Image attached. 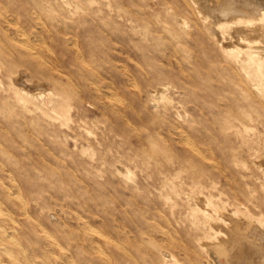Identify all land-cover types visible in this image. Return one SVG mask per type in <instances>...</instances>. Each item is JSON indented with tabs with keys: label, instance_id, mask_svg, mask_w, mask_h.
I'll return each mask as SVG.
<instances>
[{
	"label": "rangeland",
	"instance_id": "1",
	"mask_svg": "<svg viewBox=\"0 0 264 264\" xmlns=\"http://www.w3.org/2000/svg\"><path fill=\"white\" fill-rule=\"evenodd\" d=\"M24 1L0 0V19L2 18L0 27L3 30V32L0 30V43L3 40L2 45L6 47L1 48L2 45L0 46L2 57H0V138L2 137L3 141L7 139L4 141L7 144L5 146L3 141L0 142V185L2 184L0 186V195L2 194L0 196V208L2 212L12 217L11 224L17 231H14L12 239L17 238L14 239L16 242L20 239L18 242H20V248L24 252L25 250L26 252L35 250L34 253L32 252L35 254L34 257L45 259L48 258L49 254L58 255L56 250H46L45 241L42 242V239L37 237V230L42 227L53 236L55 235L54 237L58 239L61 247H66L68 258L72 264L73 262L74 264H88V262L89 264H100L101 262L98 263L95 260L96 252L90 248L97 243L102 245L104 239L98 238V236L90 237V239L86 234L89 233L86 232V229L91 226L90 229L98 230V233L101 235L103 233L102 236L108 239V243L105 242V244L114 242L120 247L105 246L103 243L102 248L107 247L103 251L107 254L110 251L108 255L111 263L118 264L117 261L122 264L131 263L130 259L127 258L130 254L134 259L132 262L135 261L131 264L137 262V264H142L141 262L144 260L138 261L139 258L135 252L134 254L131 252L137 249L144 251L147 249L148 255L151 254V250L144 245V249L142 245L139 247L141 239L144 237L145 241L154 240L156 242L157 240V242H161V234L158 235L155 230H165L166 228L168 234L172 233L170 238L173 244L178 243L173 248L179 255L188 251L190 258L194 259L193 257H195L199 262L201 261V264H204L202 260L206 257L205 252L202 251L201 253L192 244L199 231L193 225L192 218L189 217L190 207L203 206V197L210 195L215 202H225L226 209H222L225 212L229 213L232 210V203L237 199V201L242 202L240 204L242 209L249 208L255 213L261 211L264 215V162L262 161L264 160V105L260 104V99L255 97L256 92L253 88L250 90L244 87L237 89V86L234 85L236 77L233 76L232 65L225 60L223 51L221 52L219 36L217 37L216 34L210 32L207 26L209 22L202 19L200 16L202 13L197 11V5L193 0ZM225 1L231 5L237 3L236 0ZM250 1L254 5L264 3V0ZM222 4L225 5L226 3ZM29 6H33L34 9ZM9 8L15 11L12 10L11 12ZM43 8L47 10H43ZM3 11L6 13H2ZM67 11H69L68 14L70 13L69 16ZM42 14L43 16H41ZM206 14L212 20L216 17L212 16L210 12ZM3 16L8 20L6 21ZM32 18L33 20H30L29 23V19ZM43 18L47 23L44 22ZM52 18L53 20H51ZM182 18L185 21L184 26L179 25ZM22 23L28 25L23 24L25 26L22 27ZM61 23L63 25L59 26ZM15 27L21 29L16 30ZM228 27L223 29L225 39L229 33ZM4 28H7L6 31ZM37 29L38 32H36ZM10 31L12 32L10 33L12 35L11 40ZM46 31L48 32L44 36ZM13 32H16L18 38L23 39L16 38ZM36 33H41L44 37ZM5 36H8L12 43L7 42L8 38L6 39ZM33 38L37 40H33ZM16 39L19 41L17 44L21 45V40H23L26 43L25 47H27L13 45L16 43ZM28 42L29 44H27ZM9 45L13 48L9 49ZM33 45L38 49L35 50ZM7 48L11 50L10 53ZM27 48L35 52H31ZM23 49L27 52L22 51ZM40 49H42L41 53L39 52ZM21 51L24 55L21 54ZM42 53L44 58L47 53L49 57L47 56L44 60ZM11 54L15 56L9 57ZM99 65H102V69ZM90 69L93 71L90 72ZM108 70L111 72L109 73ZM84 71L87 72L88 76H84ZM238 72L242 73L240 70ZM95 73L98 74L95 75ZM81 76L84 80L80 79ZM89 81L93 82L90 83ZM70 82L74 84L70 85ZM111 82L113 83L111 84ZM133 82L136 85H133ZM107 84L111 85L107 86ZM38 85L39 87H37ZM249 85L252 84L249 83ZM42 87L45 89L42 90ZM93 87L96 88L93 89ZM160 87H166V89L158 92V94L155 93L154 90ZM15 89L25 93L29 91V93L37 94L33 98L34 102L23 104L21 101L15 100ZM70 90L71 92H68ZM107 90L109 93H106ZM134 92L139 95L135 96ZM102 93H105L107 97ZM180 93L182 95H179ZM100 95L101 97H99ZM62 96L66 97L69 103L67 115L69 119L67 120L57 111L51 110L54 102ZM119 96L121 98L118 99ZM118 101L119 104H117ZM11 104L13 108H11ZM2 106L4 109H1ZM100 106L102 108H98ZM120 109L122 110L118 111ZM231 123L247 125V130L243 135L250 140L245 145L233 133ZM167 128L169 129L167 130ZM176 131L188 133L189 141L193 142L196 148L199 147L198 149H201L204 156L198 157L194 153H190L185 147V143L178 140L179 137L176 135L178 132ZM20 138H22V143ZM12 140L16 142L11 143ZM154 146L160 147L165 154L152 153L151 150ZM254 149L256 150L252 153ZM210 150L212 152H209ZM208 155L210 160L207 159L209 158ZM119 168L125 169L120 170ZM125 170H129L128 174L125 173ZM166 180L168 184L172 182L180 187L179 195L163 185ZM11 185L14 186L13 191ZM5 188L7 189L4 190ZM67 188H69L68 191H71L68 192ZM3 191L6 195L9 193L8 197L2 193ZM3 196L7 202L12 197L13 199L16 198L10 200L8 204L6 203L9 209L4 203L6 200ZM184 196V199L181 198ZM186 196H188V200L182 201L186 199ZM199 197H202V200ZM86 207L91 211L87 208L88 212ZM71 217H75V219ZM26 218H30V220ZM15 219L20 221L17 220V222ZM164 219L165 222H163ZM94 220L92 225L91 222ZM99 220L101 221L99 222ZM29 221H32V224H28ZM1 222L2 224L5 223L4 226L8 225L7 221L0 216ZM83 222L86 224L84 225ZM28 226L34 227L30 228L34 229V232H29ZM150 226L154 228L151 229ZM18 229L24 231L19 233ZM132 229L133 233L130 231ZM25 230L28 231V235L24 233ZM66 230L67 232H65ZM68 231L72 233L70 234L72 236L69 235ZM77 231L78 233H76ZM153 231L156 233H152ZM138 232L144 233L145 236L143 234H141L142 238L139 235L136 236L139 234ZM109 233L111 234L109 235ZM21 234H25L24 237ZM73 234L77 239L74 238ZM112 234H115V238L111 236ZM66 235H68V239H66ZM28 236L32 237V239L30 238L32 241ZM116 236L118 240L121 239V236L122 239L118 242ZM27 237L28 240H25ZM4 238L5 236L2 239ZM126 240L133 244L131 243L129 247ZM66 242L70 244H66ZM79 246L81 247L79 248ZM183 246H185L184 250ZM25 247L26 249H24ZM99 247L101 248V246ZM82 248L85 249H83L84 252L79 250ZM39 249L40 251H38ZM90 250L92 251L90 252ZM196 250L198 253H195ZM138 252L136 251L137 254ZM210 255L209 258L214 260L212 254ZM0 257L6 259L3 254ZM149 258L146 257V264L150 262L151 259ZM211 264L216 263L211 262Z\"/></svg>",
	"mask_w": 264,
	"mask_h": 264
},
{
	"label": "bare ground",
	"instance_id": "2",
	"mask_svg": "<svg viewBox=\"0 0 264 264\" xmlns=\"http://www.w3.org/2000/svg\"><path fill=\"white\" fill-rule=\"evenodd\" d=\"M19 1V0H18ZM26 1V0H25ZM24 1V2H25ZM48 1V0H47ZM46 1V2H47ZM54 2H55V0H54ZM193 2H195L196 3V5H197V8H198V12L199 13H202L200 16L202 17V19L204 20V21H208L209 22V24L207 25L208 26V28H209V30H210V32H213L214 34H216L217 35V37H218V41H220V44H221V47H222V50H221V52L223 51V54H224V57H225V60L226 61H228L229 63H230V65H232L231 66V68H232V70H233V72H234V77H236V81H235V86H237V89H243L242 87H244L245 89H248V90H250L251 88H253L254 90H255V97H257V99L259 100L260 99V104H262V105H264V3H261V4H258V5H254V4H252V1H250V0H236V2L237 3H235V5L233 4V5H231V4H229V2L227 1H222V0H193ZM235 2V1H234ZM9 3V2H8ZM8 3H5V4H8ZM27 3V2H26ZM48 3V2H47ZM221 3H226L225 5H221ZM4 4V5H5ZM29 4V3H28ZM256 4V3H255ZM8 6V5H7ZM6 6V7H7ZM51 6V5H50ZM187 6H189V5H187ZM1 7V6H0ZM29 7H31V8H33V6H29ZM5 8V7H4ZM30 8V9H31ZM53 8V7H52ZM60 8H62V7H60ZM131 8V7H130ZM193 8V7H192ZM192 8H190L191 10H193ZM7 9V8H6ZM10 9V8H9ZM29 9V10H30ZM34 9V8H33ZM59 9V8H58ZM63 9V8H62ZM119 9V8H118ZM196 9V8H195ZM11 10V12H12V8L10 9ZM28 10V9H27ZM43 10H47V9H44L43 8ZM53 10V9H52ZM64 10V9H63ZM134 10V9H133ZM179 10V9H178ZM13 11H15V10H13ZM41 11V10H40ZM39 11V12H40ZM50 11H51V9H50ZM54 11H55V7H54ZM83 11V10H82ZM139 11V10H138ZM34 12V11H33ZM43 12V11H42ZM44 12H46V11H44ZM52 12V11H51ZM59 12H60V10H59ZM68 12L69 11H67V15L69 16V14H68ZM207 12H210V14L213 16L214 15V19L212 20L211 18L209 19V17H207ZM1 13V12H0ZM2 13H6V11L4 12H2ZM31 13V12H30ZM41 13V12H40ZM159 13V12H158ZM194 13V12H193ZM17 14V13H16ZM43 14H45V13H43ZM43 14L41 15V16H43ZM110 14V13H109ZM196 14V13H195ZM1 15H3V14H1ZM5 15V14H4ZM72 15V14H71ZM70 15V16H71ZM8 16H9V13H8ZM12 16V15H11ZM15 16V15H14ZM23 16V15H22ZM40 16V17H41ZM157 16V15H156ZM2 17V16H1ZM4 17V16H3ZM13 17V16H12ZM48 17H50V16H48ZM34 18H35V16H34ZM37 18H39V15H37ZM55 18V17H54ZM2 19V18H1ZM0 19V20H1ZM4 19H5V17H4ZM12 19V18H11ZM13 19H14V17H13ZM58 19V18H57ZM192 19V18H191ZM6 20V19H5ZM8 20V19H7ZM6 20V21H7ZM23 20H25V19H23ZM30 20H33V18L32 19H29V23H30ZM43 20H45L44 18H43ZM51 20H53V18L51 19ZM51 20H49V21H51ZM56 20V19H55ZM26 21H27V19H26ZM25 21V22H26ZM40 21V20H39ZM38 21V22H39ZM60 21V20H59ZM3 22V21H2ZM2 22H1V24H2ZM21 22V21H20ZM33 22H35V21H33ZM37 22V21H36ZM45 23H47V21L45 20L44 21ZM52 22V21H51ZM50 23V22H49ZM54 23V22H53ZM20 24V23H19ZM23 24H26V23H22L21 25H22V27H24L23 26ZM35 24V23H34ZM41 24V23H40ZM71 24V23H70ZM70 24H68V25H70ZM72 24H73V21H72ZM156 24V23H155ZM17 25V24H16ZM26 25H28V24H26ZM36 25V24H35ZM49 25V24H48ZM47 25V26H48ZM53 25V24H52ZM55 25H56V22H55ZM63 24L61 23L59 26H62ZM179 25L180 26H184L185 25V21L183 20V18L180 20V22H179ZM193 25V24H192ZM2 26V25H1ZM17 26H19V25H17ZM40 26H42V24L40 25ZM66 26H67V24H66ZM70 26H72V25H70ZM69 26V27H70ZM74 26V25H73ZM124 26V25H123ZM204 26V25H203ZM202 26V27H203ZM228 27V31H229V33H228V36H226V39H225V37L223 36L224 35V27ZM233 26V27H232ZM3 27V26H2ZM7 27V26H6ZM68 27V26H67ZM75 27V26H74ZM10 28V27H9ZM36 28V27H35ZM46 28V27H45ZM44 28V29H45ZM50 28H51V23H50ZM49 28V29H50ZM58 28V27H57ZM64 28H65V26H64ZM191 28V27H190ZM204 28V27H203ZM5 29V31H6V29L7 28H4ZM14 29V28H13ZM15 29L17 30V29H21V28H18V27H15ZM43 29V30H44ZM61 29V28H60ZM0 30H1V27H0ZM10 30V29H9ZM24 30L26 31V29L24 28ZM42 30V31H43ZM46 30V29H45ZM51 30V29H50ZM49 30V31H50ZM56 30V29H55ZM71 30V29H70ZM219 30V31H218ZM2 32H3V30H1ZM19 31V30H18ZM17 31V32H18ZM28 31V30H27ZM52 31H54L53 29H52ZM62 31V30H61ZM60 31V32H61ZM63 31H64V29H63ZM75 31V30H74ZM189 31V30H188ZM30 32V31H29ZM36 32H38V29H37V31ZM47 32L48 31H46V33L44 34V36L47 34ZM51 32V31H50ZM219 32H220V34H219ZM6 33V32H5ZM10 33H12L11 31L9 32V34ZM14 33V32H13ZM16 33V32H15ZM14 33V34H15ZM54 33V32H53ZM52 33V35H54ZM65 33V32H64ZM71 34L73 33V31L72 32H70ZM136 33V32H135ZM134 33V34H135ZM190 33V32H189ZM4 34V33H3ZM13 34V35H14ZM25 34V33H24ZM37 34V33H36ZM38 34H41V33H38ZM37 34V35H38ZM61 34H63V33H61ZM192 34V33H191ZM11 35V34H10ZM20 35V34H19ZM23 35V34H22ZM42 35V34H41ZM40 35V36H41ZM9 36V35H8ZM6 37V39L8 40H6L7 42H10V43H12L11 41H9V37ZM27 37H28V35H26ZM29 36H30V33H29ZM43 36V35H42ZM43 36V37H44ZM49 36V35H48ZM55 36V35H54ZM15 37L16 38H18V36H16V34H15ZM14 37V38H15ZM39 37V36H38ZM47 37V36H46ZM52 37V36H51ZM71 37V36H70ZM69 37V39H71ZM73 38H74V36H72ZM11 38H12V35H11V37H10V40H11ZM49 38H50V36H49ZM53 38V37H52ZM163 38H164V36H163ZM212 38V37H211ZM2 39V38H1ZM4 39V38H3ZM19 40L20 39H23V38H18ZM18 39H16V40H14V41H16V43L15 44H13V45H18V46H24L25 47V44L26 43H24L23 42V40H21V45H19V44H17V42H19L18 41ZM41 40H42V38H40ZM44 39V38H43ZM54 39H55V37H54ZM61 39H62V37H61ZM28 40V39H27ZM33 40H37V39H34L33 38ZM63 40V39H62ZM74 40V39H73ZM73 40H72V42H73ZM144 40V39H143ZM3 41V40H2ZM2 41H1V43H0V46L2 45ZM5 41V40H4ZM31 42H32V40H30ZM29 41V42H30ZM53 41V40H52ZM64 41V40H63ZM154 41V40H153ZM29 42L27 43V44H29ZM69 43H70V40L68 41ZM178 42H180V41H178ZM14 43V42H13ZM50 43V41L48 42V44ZM53 43V42H52ZM65 43H67V42H65ZM214 43V42H213ZM4 44V43H3ZM173 44V43H172ZM12 45V46H13ZM17 46V47H18ZM34 46V45H33ZM66 46V45H65ZM3 47H5V46H3L2 45V47L1 48H3ZM8 47V46H7ZM9 49H11V48H13V47H11L10 45H9ZM27 47V46H26ZM25 47V48H26ZM35 47V46H34ZM33 47V48H34ZM48 47H50V46H48ZM68 47V46H67ZM66 47V48H67ZM77 47V46H76ZM116 47V46H115ZM6 48V47H5ZM4 48V49H5ZM19 49H21L20 47H18ZM42 48V47H41ZM46 48H47V46H46ZM8 48H7V51L9 50ZM17 49V48H16ZM18 49V50H19ZM38 48L37 47H35V50H37ZM43 49V48H42ZM42 49H40L39 50V52L42 50ZM69 49V48H68ZM71 49V48H70ZM27 50H31V49H29V48H27ZM50 50V49H49ZM75 50V49H74ZM73 50V51H74ZM119 50V49H118ZM3 51V50H2ZM6 51V50H5ZM10 51L11 50H9V53H10ZM22 51H26V50H22ZM21 51V52H22ZM34 51V50H33ZM32 50H31V52H33ZM69 51V50H68ZM72 51V50H71ZM14 52V51H13ZM16 52H17V50H16ZM15 52V53H16ZM20 52V51H19ZM19 52H18V54H19ZM27 52V51H26ZM35 52V51H34ZM51 53H52V51H50ZM177 52H179V51H177ZM185 52H186V50H185ZM188 52V51H187ZM193 52V51H192ZM5 53V52H4ZM8 53V54H9ZM12 53V52H11ZM29 53V52H28ZM27 53V54H28ZM41 53V52H40ZM44 53V52H43ZM43 53L41 54L42 55V57L44 58V55H43ZM49 53V52H48ZM47 53V56L50 54H48ZM54 53V52H53ZM77 53H78V50H77ZM194 53V52H193ZM7 54V53H6ZM14 54V53H13ZM21 54H23V52L21 53ZM30 54V53H29ZM73 54V53H72ZM74 54H75V51H74ZM79 55H80V52L78 53ZM24 55V54H23ZM52 55V54H51ZM76 55V54H75ZM167 55H168V52H167ZM170 55H171V53H170ZM13 56H15V55H13ZM12 56V54H11V56H9V57H13ZM46 56V57H47ZM72 56V55H71ZM77 56V55H76ZM76 56H74V57H76ZM184 56H185V54H184ZM0 57H1V55H0ZM7 57H8V55H7ZM46 57L44 58V60L46 59ZM49 57V56H48ZM78 57V56H77ZM2 58V57H1ZM103 58V57H102ZM77 59V58H76ZM82 59V58H81ZM174 59H176V58H174ZM48 60H49V58H48ZM83 60V59H82ZM133 60V59H132ZM192 60V59H191ZM40 61V60H39ZM89 61V60H88ZM38 62V61H37ZM53 63L55 62V61H52ZM80 62H81V60H80ZM15 63V62H14ZM44 63V62H43ZM42 63V64H43ZM47 63V62H46ZM60 63V62H59ZM58 63V64H59ZM85 63V62H84ZM89 63V62H88ZM136 63V62H135ZM176 63H178V62H176ZM2 64V63H1ZM137 64V63H136ZM3 65V64H2ZM86 65H87V63H86ZM89 65V64H88ZM96 65V64H95ZM92 66H94V64H92ZM100 66V65H99ZM102 66V65H101ZM101 66H100V68H101ZM122 66V65H121ZM140 66V65H139ZM37 67V66H36ZM119 67V66H118ZM141 67V66H140ZM89 68V67H88ZM113 68V67H112ZM37 69V68H36ZM40 69V68H39ZM42 69V68H41ZM40 69V70H41ZM55 69V68H54ZM102 69V68H101ZM126 69V68H125ZM192 69V68H191ZM84 70V69H83ZM91 70L92 69H90V72H91ZM127 70V69H126ZM138 70V69H137ZM144 70V69H143ZM240 70L242 73H239L238 71ZM60 71V70H59ZM58 71V72H59ZM66 71V70H65ZM73 71V70H72ZM76 71V70H75ZM86 71V70H85ZM85 71H84V76L86 77V76H88L86 73H85ZM93 71V70H92ZM107 71V70H106ZM109 71V70H108ZM128 71V70H127ZM126 71V72H127ZM145 71V70H144ZM182 71H184V70H182ZM81 72V71H80ZM95 72V71H94ZM93 72V73H94ZM111 71H109V73H110ZM115 72V71H114ZM125 72V73H126ZM82 73V72H81ZM93 73H91V74H93ZM117 73V72H116ZM124 73V74H125ZM129 73V72H128ZM21 74V73H20ZM90 74V73H89ZM96 74H98V73H95V75ZM11 75H12V72H11ZM35 75H36V73H35ZM34 75V76H35ZM78 75V74H77ZM112 75V74H111ZM100 76V75H99ZM20 77V76H19ZM82 77V76H81ZM95 77V76H94ZM98 77V76H97ZM77 78V77H76ZM88 78V77H87ZM86 78V80H88ZM90 78H91V76H90ZM80 79H83V77L82 78H80ZM79 79V80H80ZM96 79V78H95ZM94 79V80H95ZM130 79V78H129ZM12 80V79H11ZM53 80V79H52ZM55 80V79H54ZM56 80H58V79H56ZM84 80V79H83ZM92 80V79H91ZM124 80H125V78H124ZM59 81V80H58ZM81 82H83L82 80H80ZM131 81V80H130ZM253 81V82H252ZM42 82V81H41ZM51 83H53L52 81H50ZM60 82V81H59ZM85 82V81H84ZM90 82V81H89ZM93 81H91L90 83H92ZM99 82V81H98ZM108 82H109V80H108ZM135 82V81H134ZM133 82V83H134ZM56 83H58L57 81H56ZM62 83V82H61ZM78 83H79V81H78ZM95 83H97L96 81H95ZM113 82H111V84H112ZM128 83H130L129 81H128ZM132 83V82H131ZM249 83H251L252 85H249ZM44 84H45V82H44ZM49 84V83H48ZM65 84V83H64ZM72 84H74V83H71L70 82V85H72ZM110 84V85H111ZM12 85V84H11ZM32 85H35V84H32ZM51 85V84H50ZM50 85H48V86H50ZM67 85H69V84H67ZM69 85V86H70ZM83 86V84H80V86ZM110 85H108L107 84V86H110ZM133 85H136L135 83L133 84ZM2 86V85H1ZM43 86V85H42ZM47 86V85H46ZM68 86V87H69ZM74 86V85H73ZM72 86V87H73ZM77 86V85H76ZM85 86V85H84ZM87 86H89V85H87ZM97 86V85H96ZM106 86V87H107ZM37 87H39V85L37 86ZM36 87V88H37ZM71 87V88H72ZM104 87V86H103ZM105 87V88H106ZM7 88H9V87H7ZM14 88V87H13ZM35 88V89H36ZM78 88H80V87H78ZM96 88V87H95ZM94 87H93V89H95ZM109 88V87H108ZM112 88H113V85H112ZM112 88H109V89H112ZM39 89V88H38ZM42 90L43 89H45V88H41ZM70 89V88H69ZM89 90L91 89V88H88ZM102 89V88H101ZM134 89L136 90V88L134 87ZM166 89V87H160V88H158L157 90H154V92L155 93H157L158 94V92L160 93V91H162V90H165ZM22 90H23V88H22ZM22 90H18V89H15L14 90V94H15V97H16V99L15 100H18V101H21L23 104H25V103H30V102H34V97H36V95L34 94V93H29V91L27 92V93H25V92H23ZM31 90V89H30ZM32 90H33V88H32ZM79 90V89H78ZM98 90H99V87H98ZM114 90H116L115 88H114ZM113 90V91H114ZM34 91V90H33ZM103 91H105V90H103ZM232 91H233V89H232ZM35 92V91H34ZM68 92H71V90L70 91H68ZM100 92V91H99ZM111 92V91H110ZM137 92V91H136ZM136 92H134L135 93V96L137 95L136 94ZM78 93V92H77ZM94 93H96V92H94ZM101 93V92H100ZM106 93H109V91L107 90L106 91ZM139 93V92H138ZM153 93V92H152ZM43 94V93H42ZM64 94V93H63ZM66 94H68L67 92H66ZM102 94H105V93H102ZM111 94V93H110ZM83 95H84V92H83ZM91 95V94H90ZM93 95V94H92ZM114 95V94H113ZM139 95V94H138ZM137 95V96H138ZM179 95H182L181 93L179 94ZM78 96H79V94H78ZM96 96V95H95ZM104 96V95H103ZM105 96H106V94H105ZM118 96V95H117ZM89 97H91V96H89ZM94 97V96H93ZM98 97V96H97ZM99 97H101V95L99 96ZM107 97V96H106ZM116 97V96H115ZM114 97V98H115ZM108 98H110V97H108ZM119 98H121V96H119L118 97V99ZM11 99H12V97H11ZM117 99V100H118ZM123 99V98H122ZM4 100H5V98H4ZM14 100V101H15ZM163 100V99H162ZM119 101H121V100H119ZM118 101V103L117 104H119L120 102ZM103 102V101H102ZM110 103H111V101H109ZM157 102V101H156ZM13 103V102H12ZM101 103V102H100ZM109 103V104H110ZM126 103V102H125ZM31 104H33V103H31ZM116 105V103L114 104V106ZM121 105V104H120ZM185 105V104H184ZM5 106V105H4ZM4 106H2L1 107V109L4 107ZM11 106H12V104H11ZM97 106V105H96ZM104 108H105V106L104 105H102ZM111 106V105H110ZM119 106V105H118ZM36 107H38V106H36ZM120 108H121V106H119ZM7 108H10V107H7ZM11 108H13V106L11 107ZM10 108V109H11ZM98 108H102L101 106L100 107H98ZM111 108V107H110ZM117 108V107H116ZM154 108V107H153ZM4 109V108H3ZM37 109V108H36ZM115 109V108H114ZM118 109V108H117ZM116 109V110H117ZM123 109V108H122ZM122 109H120V110H118V111H121ZM131 109V108H130ZM147 109H148V107H147ZM9 110V109H8ZM43 110V109H42ZM51 110H53V111H57L58 112V114H61L63 117H64V119H69L68 118V110H69V103L67 102V98L66 97H63L62 96V98H58L57 99V101H55L54 102V104H53V106H52V108H51ZM59 110V111H58ZM116 110H113V111H115L116 113L118 112V111H116ZM131 110H133V109H131ZM135 110V109H134ZM19 111V110H18ZM46 111V110H45ZM6 112H8L7 110H6ZM9 112H10V110H9ZM8 112V113H9ZM17 112V111H16ZM43 112V111H42ZM106 112V111H105ZM184 112V111H183ZM5 113V112H4ZM8 113L6 114L7 116H8ZM19 113V112H18ZM114 113V112H113ZM256 113V112H255ZM2 114V113H1ZM106 114V113H105ZM110 114V113H109ZM123 114V113H122ZM155 114V113H154ZM185 114H186V112H185ZM224 114V113H223ZM257 114H258V112H257ZM118 115V114H117ZM180 115V114H179ZM260 115V114H259ZM122 116V115H121ZM4 117H6V116H4ZM23 117H24V115H23ZM124 117V116H123ZM154 117H156L155 115H154ZM223 117H224V115H223ZM10 118H12V117H10ZM100 118V117H99ZM109 118V117H108ZM107 118V119H108ZM125 118V117H124ZM181 118V117H180ZM225 118V117H224ZM227 119V118H226ZM105 120V119H104ZM191 120H193V119H191ZM190 120V121H191ZM110 121H111V119H110ZM172 121V120H171ZM29 122H31V121H29ZM61 123V122H60ZM173 123V122H172ZM13 124V123H12ZM24 124H26V122H24ZM14 125V124H13ZM231 126H233L232 127V129H233V133L234 134H236L238 137H239V139H241V141H242V143L245 145L246 144V142H248V140H250L249 138H246V137H244V133L246 132V130H247V125H244V124H239V123H237V124H235V123H231L230 124ZM39 126V125H38ZM180 126V125H179ZM127 127H129V126H127ZM6 128H7V126H6ZM28 128V127H27ZM133 128H134V125H133ZM174 128H177V127H174ZM179 128V127H178ZM180 128H181V126H180ZM23 129V128H22ZM26 129V128H25ZM123 129H124V127H123ZM169 128H167V130H168ZM197 129V128H196ZM7 130V129H6ZM24 130V129H23ZM22 130V132L24 133V131ZM172 130V129H171ZM185 130V129H184ZM199 130V129H198ZM11 131V130H10ZM20 131V130H19ZM14 132V131H13ZM12 132V133H13ZM21 132V133H22ZM30 132V131H29ZM37 132V131H36ZM173 132V131H172ZM175 132V131H174ZM176 132H178V134H176V135H178V140H180V141H183V143H185V147H187V150L188 151H190V153H194V155H196V156H200V157H203L204 155H203V152H201V149H198V148H196V146L193 144V142L191 143V141H189V138L187 137V134L188 133H182V132H179V131H176ZM1 133V132H0ZM135 133H137V132H135ZM19 134V133H18ZM37 134V133H36ZM39 134V133H38ZM167 134V133H166ZM174 135H175V133H173ZM9 135H11V134H9ZM14 135H15V133H14ZM162 135H164V133H162ZM5 137H6V135H4ZM18 136V135H17ZM34 136H35V133H34ZM19 137V136H18ZM155 137V136H154ZM2 138V137H1ZM0 138V142H2L3 140ZM7 138V137H6ZM11 138V137H10ZM22 138H24V137H22ZM22 138H20L21 140H20V142L22 141ZM160 138H162V137H160ZM173 138V137H172ZM174 138H177V137H174ZM28 139V138H27ZM5 140H7V139H4V141ZM9 140V139H8ZM29 140V139H28ZM159 140H161L162 141V139H159ZM237 140V139H236ZM3 141V142H4ZM40 141V140H39ZM209 141V140H208ZM11 143L13 142V140L12 141H10ZM14 142H16V141H14ZM13 142V143H14ZM24 142V141H23ZM28 142V141H27ZM150 142V141H149ZM196 142V141H195ZM19 143V142H18ZM22 143V142H21ZM164 143V142H163ZM197 143V142H196ZM200 143V142H199ZM206 143H208V142H206ZM3 144V143H2ZM5 144H6V142H4V146H5ZM26 144V143H25ZM165 144V143H164ZM169 144V143H168ZM167 144V145H168ZM7 145V144H6ZM22 145V144H21ZM29 145V144H28ZM167 145H165V146H167ZM197 145H198V143H197ZM13 146V145H12ZM15 146V145H14ZM23 146V145H22ZM26 146V145H25ZM24 146V147H25ZM74 147V146H73ZM185 147H184V149H185ZM248 147V146H247ZM166 148V147H165ZM10 149V148H9ZM205 149H206V147H205ZM204 149V150H205ZM208 149V148H207ZM246 150L248 151V149L246 148ZM255 150L256 149H254V151L252 152V153H254L255 152ZM30 151V150H29ZM203 151V150H202ZM2 152V151H1ZM26 152V154H27V151H25ZM31 152V151H30ZM151 152L153 153H160V154H165L164 153V151H162V149L160 148V147H158V146H154L153 148H152V150H151ZM209 152H212V150H210ZM207 153V152H206ZM241 153V152H240ZM23 154V153H22ZM34 154V153H33ZM33 154H31V155H33ZM39 154V153H38ZM84 154V153H83ZM244 154V153H243ZM35 155H37V154H35ZM59 155V154H58ZM154 155H156V154H154ZM209 155H211V154H209ZM208 155V157L209 158H207L208 160H210V156ZM240 155H242V154H240ZM23 156V155H22ZM25 156V155H24ZM38 156V155H37ZM54 156H55V154H54ZM26 157V156H25ZM59 157V156H58ZM20 158H21V156H20ZM45 158V157H44ZM204 158H206V157H204ZM7 159V158H6ZM189 159V158H188ZM188 159H186V160H188ZM264 159V158H263ZM8 160V159H7ZM55 160H57V159H55ZM48 161H51V160H48ZM58 161V160H57ZM56 161V162H57ZM215 161H216V159H215ZM240 161V160H239ZM238 161V162H239ZM263 162H264V160H262ZM3 162V161H2ZM55 162V161H54ZM212 162H213V160H212ZM4 163H6V162H4ZM4 163H3V165H4ZM12 163V162H11ZM59 164H60V162H58ZM258 163V162H257ZM261 163V162H260ZM2 164V163H1ZM53 164H55V163H53ZM57 164V163H56ZM225 164V163H224ZM58 165V164H57ZM115 165H116V163H115ZM121 165V164H120ZM216 165V164H215ZM45 166V165H44ZM114 166V165H113ZM209 166V165H208ZM59 167H61V166H59ZM62 167H63V165H62ZM67 167V166H66ZM119 167V166H118ZM246 167V166H245ZM43 168V167H42ZM52 168V167H51ZM74 168V167H73ZM72 168V169H73ZM211 168V167H210ZM52 169H54V168H52ZM120 169V168H119ZM122 169H125V168H122ZM122 169H120V170H122ZM127 169H129V168H127ZM209 169V168H208ZM57 171H58V169H56ZM68 171V170H67ZM129 171V170H128ZM128 171L127 170H125V173L126 174H128ZM124 172V171H123ZM122 172V173H123ZM132 172V171H131ZM226 172V171H225ZM260 172H262V171H260ZM16 173V172H15ZM15 173H13V175L15 174ZM78 173V172H77ZM80 173V172H79ZM130 173V172H129ZM224 173V172H223ZM9 174V173H8ZM47 174V173H46ZM11 175V174H10ZM9 175V176H10ZM48 175V174H47ZM61 175H62V173H61ZM8 176V175H7ZM15 176V175H14ZM18 177V176H17ZM251 177V176H250ZM8 179H10L9 177H8ZM12 179H13V177H12ZM5 180V179H4ZM3 180V181H4ZM2 181V180H1ZM7 181V180H6ZM10 181V180H9ZM8 181V182H9ZM12 181V180H11ZM17 181V180H16ZM228 181H229V179H228ZM8 182H5V183H8ZM68 182V181H67ZM4 183V182H3ZM2 185V184H1ZM0 185V186H1ZM5 185H7L8 186V184H5ZM13 185H14V183H13ZM163 185L164 186H166V187H169L174 193H176V195H179L180 194V192H181V189H180V187H178L177 186V184L176 183H169L168 184V182H167V180L163 183ZM227 185V184H226ZM12 186V185H11ZM15 187H16V185H14ZM14 186H12L13 187V189H12V191L14 190ZM18 186V185H17ZM243 186V185H242ZM246 187V186H245ZM247 188H249V187H247ZM3 189V188H2ZM7 188H5L4 190H6ZM68 189L69 188H67L66 190L68 191ZM18 190V189H17ZM71 191V190H70ZM70 191H68V192H70ZM5 191H3L2 193H4ZM9 192V191H8ZM161 192V191H160ZM10 193H12V192H10ZM16 193V192H15ZM130 193V192H129ZM129 193H128V195H129ZM235 193V192H234ZM5 194V193H4ZM9 193H7V195H8ZM2 195V194H1ZM0 195V196H1ZM6 194H5V196H7ZM127 195V196H128ZM10 196V195H9ZM112 196V195H111ZM160 196V195H159ZM204 196V195H203ZM4 197V196H3ZM8 197V196H7ZM24 197V196H23ZM31 197V196H30ZM30 197H28V198H30ZM93 197V196H92ZM10 198V197H9ZM9 198H7V199H9ZM18 198V197H17ZM21 198V197H20ZM181 198H185V196L184 197H181ZM188 196H186V199L185 200H182V201H187L188 199ZM199 198H201V200H202V197H199ZM204 199H203V201L202 202H204L203 203V206H193V207H190V209H189V217L190 218H192V223H193V225L194 226H196L197 227V230L199 231V232H197V236L194 238L195 240H193L192 241V244H193V246H195L197 249H199L200 251H201V253H202V251H204L205 252V254H206V257L202 260V262L204 261V264H211V262L213 263V262H215L216 264H264V231L262 232V230L264 229V215H263V213H261V211L260 212H258V213H255V212H252L249 208H244V209H242L241 208V206H240V204L242 203L241 201H237V199L232 203L233 204V207H232V210L231 211H229V213L228 212H225V210H222V209H226V206H225V202L224 203H219V202H215L213 199H212V197L210 196V195H208V196H204L203 197ZM4 199H5V197H4ZM3 199V200H4ZM14 199H16V198H14ZM13 199V197L12 198H10V200H14ZM19 199V198H18ZM95 199V198H94ZM6 200V199H5ZM10 200H8V202L10 201ZM153 200V199H152ZM201 200H199V201H201ZM22 201V200H21ZM8 202H7V200L4 202L5 203V205H6V203L8 204ZM28 202H30V201H28ZM168 202H170V201H168ZM11 203L13 204V202L11 201ZM17 203V202H16ZM15 203V204H16ZM32 203V202H31ZM34 203V202H33ZM54 203V202H53ZM53 203H50V204H53ZM84 203V202H83ZM171 203V202H170ZM201 203V202H200ZM14 204V206H17V205H15ZM19 204V203H18ZM61 204V203H60ZM79 204V203H78ZM82 204V203H81ZM144 204V203H143ZM197 204V203H196ZM80 205V204H79ZM144 205H146V204H144ZM199 205H201V204H199ZM3 206V205H2ZM1 206V207H2ZM7 206V205H6ZM232 206V205H231ZM8 207V206H7ZM18 207V206H17ZM44 207V206H43ZM58 207V206H57ZM82 207V206H81ZM91 207V206H90ZM156 208H157V206H155ZM15 208V207H14ZM72 208V207H71ZM87 208L88 207H86V210H87ZM155 208V209H156ZM8 209H9V207H8ZM10 209H11V207H10ZM13 209V208H12ZM30 209H31V207H30ZM29 209V210H30ZM75 209V208H74ZM77 209V208H76ZM75 209V210H76ZM89 209V208H88ZM154 209V208H153ZM154 209V210H155ZM14 210V209H13ZM16 210V209H15ZM17 210L19 211V209L17 208ZM90 210V209H89ZM93 210V209H92ZM12 211V210H11ZM21 211V210H20ZM26 211V210H25ZM31 211V210H30ZM82 211V210H81ZM81 211H79V212H81ZM88 211V210H87ZM91 211V210H90ZM223 211V212H222ZM15 212V211H14ZM76 212V211H75ZM78 212V213H79ZM86 212V211H85ZM89 212V211H88ZM12 213V212H11ZM17 213V212H16ZM111 213V212H110ZM113 213V212H112ZM145 213V212H144ZM19 214V213H18ZM143 213L141 212V215H142ZM21 215V214H20ZM51 216H52V214H50ZM54 215V214H53ZM82 215V214H81ZM0 216H1V218L3 219V220H5V221H7V226H4V224L5 223H3L2 224V222L0 223L1 225H0V255L2 256V254L3 255H5V257H6V259L5 258H3V257H0V264H23V262H24V264H72V261L68 258V253L66 252V244H70V243H67L66 242V244H65V248H63V247H61L60 246V244H59V242H58V239L56 238V237H54L51 233H49L48 231H46V229H44V228H40L39 227V230H37V232H38V235H37V237L38 238H41L42 239V242L43 241H45V245H46V250H48V249H51L52 251L53 250H56L57 251V253H58V255H53L52 253V255H50L49 254V256H48V258L47 259H45V258H36V257H34L35 256V254H32V252L34 253V251H32V252H26V250H25V252H24V250L23 249H21L20 248V242H16L15 240L17 239H12L13 238V234H14V231H16L15 230V228H14V226H13V224H11L12 223V217H10L9 215H6V213H4V212H2V209L0 208ZM26 216V215H25ZM28 216H29V213H28ZM33 216V215H32ZM78 216H80L79 214H78ZM114 216V215H113ZM37 217V216H36ZM36 217H35V219H36ZM77 217V216H76ZM83 217V216H82ZM52 218H53V216H52ZM72 218V217H71ZM115 218V217H114ZM162 218H163V216H162ZM27 219V218H26ZM51 219V218H50ZM54 219H57V218H54ZM66 219V218H65ZM68 219V218H67ZM72 219H75V217L74 218H72ZM77 219H79L78 217H77ZM113 219V218H112ZM160 219V218H159ZM16 220V219H15ZM18 220V219H17ZM16 220V221H17ZM27 220H30V218L29 219H27ZM32 220V219H31ZM96 220V219H95ZM95 220L94 221H92L91 223H92V225H93V222H95ZM153 220V219H152ZM18 221H20V220H18ZM17 221V222H18ZM61 221V220H60ZM59 221V222H60ZM72 221V220H71ZM76 221V220H75ZM91 221V220H90ZM101 220H99V222H100ZM103 221V220H102ZM161 221H162V219H161ZM30 222V221H29ZM28 222V224H32L31 222L29 223ZM67 222V221H66ZM113 222V221H112ZM146 222V221H145ZM157 222V221H156ZM155 222V223H156ZM163 222H165V219H164V221ZM170 222V221H169ZM25 223V222H24ZM23 223V224H24ZM35 223V221L33 222V224ZM39 223V222H38ZM69 223V222H68ZM76 223H77V221H76ZM75 223V224H76ZM78 223H80V222H78ZM82 223V222H81ZM101 223H103V222H101ZM158 223V222H157ZM83 224L85 225L86 223H84L83 222ZM95 224V223H94ZM113 225H114V223H112ZM167 224H169V223H167ZM26 225V224H25ZM71 225V224H70ZM69 225V226H70ZM83 225V226H84ZM103 225V224H102ZM112 225V226H113ZM18 226V225H17ZM16 226V227H17ZM32 226V225H31ZM34 226V225H33ZM68 226V227H69ZM111 226V227H112ZM145 226H147V225H145ZM159 226V225H158ZM161 226V225H160ZM163 226V225H162ZM169 226V225H168ZM167 226V227H168ZM19 227V226H18ZM25 227H27V226H25ZM29 227V226H28ZM67 227V228H68ZM71 227V226H70ZM73 227V226H72ZM75 227V226H74ZM97 227V226H96ZM103 227V226H102ZM101 227V228H102ZM122 227V226H121ZM144 227V226H143ZM142 227V228H143ZM148 227H149V225H148ZM152 226H150V228H151ZM30 228H34V227H29L28 229H30ZM63 228H64V226H63ZM65 228H66V225H65ZM64 228V229H65ZM76 228V227H75ZM74 228V229H75ZM80 228V227H79ZM82 228V227H81ZM85 228V227H84ZM90 228H91V226H90ZM90 228H88V229H86V232H89V233H86V234H88V236H89V238L91 237V238H93V236H98V238H102V239H104V245L106 246H109V245H114L115 247H118V248H120L117 244H115L114 242H112V244H105V242L106 243H108V239L105 237V236H102L103 235V233H102V235H101V233H98L97 231L98 230H93V229H90ZM100 228V227H99ZM98 228V229H99ZM104 228V227H103ZM113 228V227H112ZM142 228H139L140 230H142ZM147 228V227H146ZM145 228V229H146ZM154 227H152L151 229H153ZM158 228V227H157ZM163 228V227H162ZM21 229V228H20ZM20 229H18L19 231V233H20ZM60 229H62V227H60ZM138 229V231H140ZM156 229V228H155ZM169 230H170V228H168ZM167 229V230H168ZM261 231H260V230ZM102 230V229H101ZM109 230V229H108ZM108 230H106V231H108ZM135 230H137V229H135ZM158 230V231H157ZM157 230H155L156 232H158V235L159 234H161V238H160V241L161 242H157V240H156V242L154 241H145L143 238H142V236H141V234H143L144 236H145V231H142V232H144V233H142L141 232V234L139 233V234H137L136 236H140L142 239V241H141V243L139 244V247H140V245H144L145 247H147L149 250H151V254H149L148 255V253H147V251L145 250H135V251H133V249H131L133 252H131V253H133L134 254V252H135V255H137V258H139L138 259V261H141V260H144L143 262H141L142 264H146V257L148 256V258L149 257H151V258H149V259H151V260H149L150 262L148 263V264H201L200 262H199V260L198 259H195V257H193L194 259H192V258H190L189 257V253H188V251L186 252H184L183 253V255L182 254H180L179 255V253H177V251L173 248V247H175L174 245H177L176 244V242H175V244H173V241H172V239L170 238V235L172 234H168V232L166 231V228H165V230H163V229H157ZM173 230V232H175L174 231V229H172ZM24 230L22 229V231L21 232H23ZM27 230H25V234L27 233V235L29 234L28 233V231L26 232ZM34 232V229H30V231L29 232ZM64 231V230H63ZM62 231V232H63ZM70 231V230H69ZM69 231H68V233H69ZM83 231V230H82ZM85 231V230H84ZM128 231V230H127ZM126 231V232H127ZM131 232L133 231V229L132 230H130ZM155 231H153L152 233H154ZM17 232V231H16ZM36 232V231H35ZM65 232H67V230L65 231ZM70 232H72V231H70ZM117 232V231H116ZM125 232V233H126ZM155 232V233H156ZM170 232H171V230H170ZM76 233H78V231L76 232ZM75 233V234H76ZM133 233V232H132ZM151 233V234H152ZM176 233V232H175ZM24 234V235H25ZM70 234H72V233H69V235ZM111 233H109V235H110ZM123 234H124V232H123ZM122 234V235H123ZM21 235H23V234H21ZM20 235V236H21ZM24 235L22 236V237H24ZM74 235V234H73ZM115 235V234H114ZM114 235L112 234L111 236H113V238H115L114 237ZM125 235V234H124ZM155 236H156V234H154ZM173 235H174V233H173ZM5 236V238L4 239H2L3 237ZM19 236V235H18ZM19 236V237H20ZM56 236H57V234H56ZM68 235H66V237H67ZM70 236H72V235H70ZM69 236V237H70ZM75 236V235H74ZM87 236V237H88ZM119 236V235H118ZM126 236V235H125ZM125 236H123V237H125ZM175 236V235H174ZM180 236V235H179ZM2 237V238H1ZM16 237V236H15ZM26 237V236H25ZM29 237V239L31 238L32 239V237H30V236H28ZM28 237L27 238H25V240L27 239L28 240ZM37 237H35V238H37ZM58 237V236H57ZM60 237H63V236H60ZM80 237H82L81 235H80ZM131 237V236H130ZM129 237V238H130ZM150 237V236H149ZM158 237H160V236H158ZM175 237H177V236H175ZM35 238H33V239H35ZM74 238H76V236L74 237ZM88 238V239H89ZM90 238V239H91ZM110 238V237H109ZM116 238H117V236H116ZM121 239H122V236L120 237ZM133 238V237H132ZM136 238V237H135ZM147 238V237H146ZM151 238V237H150ZM149 238V239H150ZM30 239V240H31ZM60 239V238H59ZM66 239H68V237L66 238ZM77 239V238H76ZM80 239V238H79ZM87 239V240H88ZM121 239H119L118 240V238L116 239L118 242L121 240ZM137 239H138V237H137ZM152 239H153V237H152ZM179 239H180V237H179ZM36 241H40V240H37V239H35ZM34 240V241H35ZM123 240H125V239H123ZM127 240H128V236H127ZM126 240V241H127ZM186 240V239H185ZM32 241V240H31ZM62 241V240H61ZM74 241V240H73ZM76 241V240H75ZM74 241V242H75ZM136 241V240H135ZM25 242V241H24ZM29 242V241H28ZM27 242V244H29ZM42 242H41V244H42ZM71 242V241H70ZM129 242V243H128ZM22 243V242H21ZM34 243H36V242H34ZM63 243V242H62ZM73 243V242H72ZM103 243H102V245H103ZM132 243V242H131ZM130 241H127V245L129 246L130 244ZM135 243H137V242H135ZM134 243V244H135ZM189 243V242H188ZM23 244V243H22ZM21 244V245H22ZM26 244V243H25ZM24 244V245H25ZM37 244V243H36ZM85 244V243H84ZM83 244V245H84ZM101 244V243H100ZM119 244H121V243H119ZM124 244V243H123ZM126 244V243H125ZM133 244V243H132ZM34 245V244H33ZM80 245H81V243H80ZM102 245H98V243L96 244V245H92L91 244V246H93L92 248H90V249H93V251L94 252H96V258H95V260H97L98 261V263H100V264H114V263H111V260H110V257H109V253H110V251L108 252V254L106 253V252H104L103 250H105V249H107V247L105 248V249H103L102 247L104 246H102ZM27 246V245H26ZM71 246H72V244H71ZM89 246V245H88ZM87 246V247H88ZM99 246H101V248L99 247ZM131 246V245H130ZM129 246V247H130ZM135 246V245H134ZM134 246H133V248H134ZM143 246V249L145 248ZM179 247H180V245H178ZM35 247H36V245H35ZM81 246H79V248H80ZM83 247V246H82ZM136 247V246H135ZM24 249H26V247L24 248ZM29 249V248H28ZM32 249V248H31ZM42 249V248H41ZM68 249V248H67ZM84 248H82V249H79V250H82V252H84V250H83ZM129 249V250H130ZM134 249H136V248H134ZM179 249V248H178ZM182 249V248H181ZM185 249V246H183V250ZM193 249H195L194 247H193ZM43 250V249H42ZM41 250V251H42ZM45 249H44V251H46ZM78 250V253L80 252ZM182 250V251H183ZM188 250V249H187ZM190 250V249H189ZM30 251V250H29ZM38 251H40V249L38 250ZM37 251V252H38ZM49 251V250H48ZM47 251V252H48ZM88 251V250H87ZM86 251V252H87ZM92 250H90V252H91ZM108 251V250H107ZM116 251V250H115ZM136 251H139L138 252V254L136 253ZM17 252V253H16ZM51 252V251H50ZM197 252V250L195 251V253ZM73 253H74V255H75V252L73 251ZM198 253V252H197ZM43 254V253H42ZM200 254V253H199ZM210 254H212V256L214 257V260H211L209 257H211V255ZM48 255V254H47ZM44 256V255H43ZM89 256V255H88ZM45 257V256H44ZM85 257V256H84ZM83 257V258H84ZM87 257V256H86ZM79 258V257H78ZM91 258V257H90ZM128 259H130V261H131V263H133V262H135V261H133L132 262V260H134L133 259V257L130 255V254H128V257H127ZM198 258V257H197ZM115 259V258H114ZM77 260H79V259H77ZM85 260V259H84ZM88 260V259H87ZM90 260H92V259H90ZM127 261V260H126ZM129 261V262H130ZM137 261V260H136ZM77 262H79V261H77ZM118 262V264H122V263H120L119 261H117ZM122 262V261H121ZM124 262V261H123ZM84 263H85V261H84ZM126 263V262H125ZM131 263H127V264H131ZM138 263V262H137ZM136 263V264H137ZM73 264H74V262H73ZM88 264H89V262H88ZM94 264V263H93ZM135 264V263H134Z\"/></svg>",
	"mask_w": 264,
	"mask_h": 264
}]
</instances>
